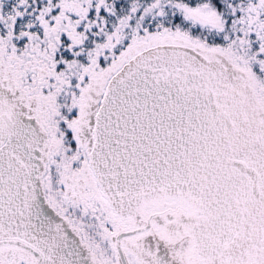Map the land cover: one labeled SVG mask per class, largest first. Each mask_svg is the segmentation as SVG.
Returning a JSON list of instances; mask_svg holds the SVG:
<instances>
[{
  "label": "snow or ice",
  "instance_id": "snow-or-ice-1",
  "mask_svg": "<svg viewBox=\"0 0 264 264\" xmlns=\"http://www.w3.org/2000/svg\"><path fill=\"white\" fill-rule=\"evenodd\" d=\"M0 264H264V0H0Z\"/></svg>",
  "mask_w": 264,
  "mask_h": 264
}]
</instances>
